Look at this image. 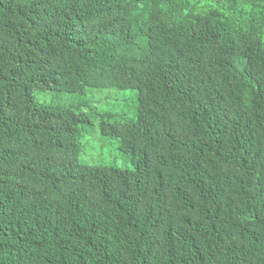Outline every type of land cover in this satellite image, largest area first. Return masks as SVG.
I'll list each match as a JSON object with an SVG mask.
<instances>
[{
	"label": "trees",
	"instance_id": "16d2710c",
	"mask_svg": "<svg viewBox=\"0 0 264 264\" xmlns=\"http://www.w3.org/2000/svg\"><path fill=\"white\" fill-rule=\"evenodd\" d=\"M0 264H264V0H0Z\"/></svg>",
	"mask_w": 264,
	"mask_h": 264
},
{
	"label": "rangeland",
	"instance_id": "374dc122",
	"mask_svg": "<svg viewBox=\"0 0 264 264\" xmlns=\"http://www.w3.org/2000/svg\"><path fill=\"white\" fill-rule=\"evenodd\" d=\"M37 99L43 103H60L80 112H112L129 117L134 97L128 90L114 88H86L82 92H39ZM81 152L77 160L86 165H113L118 168H133L130 157L123 153L116 138L102 136L98 130V119L90 118L81 130Z\"/></svg>",
	"mask_w": 264,
	"mask_h": 264
}]
</instances>
